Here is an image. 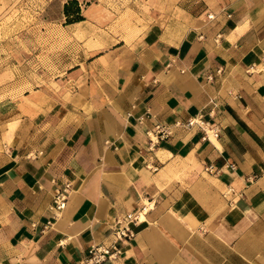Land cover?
<instances>
[{
    "label": "crops",
    "instance_id": "1",
    "mask_svg": "<svg viewBox=\"0 0 264 264\" xmlns=\"http://www.w3.org/2000/svg\"><path fill=\"white\" fill-rule=\"evenodd\" d=\"M149 14L68 68L59 96L0 99V264H77L143 206L102 264H264V0H152ZM193 118L217 138L175 126ZM154 124L171 133L148 149Z\"/></svg>",
    "mask_w": 264,
    "mask_h": 264
},
{
    "label": "rangeland",
    "instance_id": "2",
    "mask_svg": "<svg viewBox=\"0 0 264 264\" xmlns=\"http://www.w3.org/2000/svg\"><path fill=\"white\" fill-rule=\"evenodd\" d=\"M69 1L9 0L0 7V99L33 89L59 96L71 82L68 68L153 18L152 0H75L83 23L69 27L61 14Z\"/></svg>",
    "mask_w": 264,
    "mask_h": 264
},
{
    "label": "built area",
    "instance_id": "3",
    "mask_svg": "<svg viewBox=\"0 0 264 264\" xmlns=\"http://www.w3.org/2000/svg\"><path fill=\"white\" fill-rule=\"evenodd\" d=\"M196 125L202 132V140L215 139L218 136L219 130L214 126H206L199 119H188L184 124H175V126H183L190 128ZM170 128L159 124H154L151 129L145 132V137L148 142V149L155 146L159 141L166 139L170 135ZM207 173H212L210 166L204 169ZM231 193L228 190L225 195ZM68 197V185H64L61 190L56 191L52 198L51 211L53 219L57 218L61 212L65 209ZM228 203H232V200L227 199ZM145 207H141L138 211L117 217L110 227L108 241L106 244L93 245L88 248L85 256L77 262V264H102L104 262H111L117 259L120 255V246L130 241L134 234L131 227L141 222L143 214L145 213ZM48 222L46 226H49Z\"/></svg>",
    "mask_w": 264,
    "mask_h": 264
},
{
    "label": "trees",
    "instance_id": "4",
    "mask_svg": "<svg viewBox=\"0 0 264 264\" xmlns=\"http://www.w3.org/2000/svg\"><path fill=\"white\" fill-rule=\"evenodd\" d=\"M61 14L64 18V25H70L83 21L78 4L75 0H70L64 4Z\"/></svg>",
    "mask_w": 264,
    "mask_h": 264
}]
</instances>
